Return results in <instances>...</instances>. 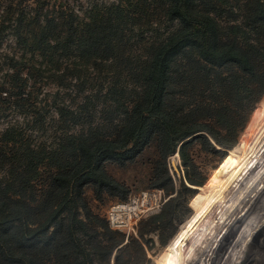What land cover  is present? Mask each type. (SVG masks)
Segmentation results:
<instances>
[{
  "label": "trees",
  "instance_id": "1",
  "mask_svg": "<svg viewBox=\"0 0 264 264\" xmlns=\"http://www.w3.org/2000/svg\"><path fill=\"white\" fill-rule=\"evenodd\" d=\"M156 15L177 21L178 28L164 41L149 44L146 54L132 56L130 34L134 26L152 25ZM46 18L39 33L25 37L19 33L24 20L21 16L18 40L51 63L74 52L82 64L102 72L101 67L110 61L107 66L114 81L109 94L117 103L125 99L122 95L128 96L130 107L115 111L122 119L112 125L110 134L93 138L66 134L47 154L45 148L33 150L22 133H15L10 150L17 155L9 158L11 177L5 184L9 190L0 191V264H110L116 244L123 243L124 238H116L121 236L106 221L103 235L107 241L97 238L98 231L79 220L78 207H87L84 188L93 187L98 195L112 196H116L112 191L119 190V199L127 200L128 189L111 178L104 167L126 166L153 143L163 160L178 149L187 184H202L191 177L196 170L187 153L189 146L200 143L211 154L218 152L211 140L219 147L232 146L244 124L237 123L239 110H253L262 96L253 114L264 99V71L260 69L264 65V0H119L94 10L89 21L78 25L73 14L61 16L59 21ZM238 32L248 39L247 44L239 40ZM238 144L231 150H237ZM248 148L249 144L245 150ZM44 159L58 169L34 204L35 197L27 196L32 188L29 181L37 173L35 162ZM241 165L203 205L180 244L190 248L195 230L211 216L220 203V193ZM167 184L173 186L168 173L162 187ZM184 189L191 191L188 186ZM61 212H67V224L57 220ZM161 218L154 216L148 222L153 224ZM52 224L55 230L50 232ZM132 245L144 255L136 238L118 254Z\"/></svg>",
  "mask_w": 264,
  "mask_h": 264
},
{
  "label": "rangeland",
  "instance_id": "2",
  "mask_svg": "<svg viewBox=\"0 0 264 264\" xmlns=\"http://www.w3.org/2000/svg\"><path fill=\"white\" fill-rule=\"evenodd\" d=\"M117 3L119 0H0V191L9 190L5 188V184L11 177L9 158H14L16 154L14 149L12 152L10 150L15 133H22L33 150L45 148L44 154H47L58 147L60 138L66 134L90 138L94 135L110 134L112 125L122 119V115L117 117L120 114L117 115L115 111L130 107L126 100L128 96L122 95L125 101L121 99L123 102L117 103L115 96L109 94L111 82L114 81L113 72H109L110 68L107 66L110 61L101 67L102 72L91 64H82L83 61H79L74 52L60 56L58 63H51L41 52L30 49L31 45L22 44L18 40L19 33L25 37L33 32L39 33V26L45 25L46 17H54L59 21L61 16L73 14L76 18L75 25H78L89 21L94 10ZM234 12L237 15L236 7ZM21 16H24V20L18 33ZM239 21L240 17H237L236 23ZM151 23L152 25L141 23L134 26V31L130 34L131 48L129 46L132 56L146 54L149 44L164 41L178 28L177 21L166 20V17L159 15H156ZM220 23L223 24L222 21ZM238 36L241 42L247 44L248 39L245 40L243 33L238 32ZM260 69L264 71L263 64ZM62 81L64 83H61ZM124 103L127 105L124 106ZM254 109L239 110L237 123L244 124L236 134L232 146L219 147L211 140L213 147L219 152L215 154L209 153L200 143L189 146L187 153L196 170L191 177L202 181L200 185L187 184L186 168L178 156V149L176 154L163 160L154 143L126 166L105 165V172L128 189V199L121 201L117 196L119 190L112 191L116 196L108 193L98 195L93 187L87 186L83 191L87 207L81 206L80 203L77 212L79 220L98 231L97 238L105 239L104 221L112 231L121 236L116 238H124L123 243L116 244L110 264H206L210 261L217 243L216 238L219 239L229 220L243 207L255 181L260 173L264 172V99L252 114ZM112 116L113 124L110 123ZM236 144L237 150H231ZM247 144L249 148L245 150ZM1 150L4 154H1ZM161 162H164V165ZM35 165L37 173L32 175L29 181L32 188L27 192L29 199L35 197L34 204L41 199L42 192L50 183L51 175L58 169L46 159L35 162ZM239 165L241 167L229 179L225 185L226 189L220 193V203L211 216L204 218L202 225L195 230L190 248L180 244L193 221L202 212L203 205L218 194L222 183ZM177 167L178 171L175 169ZM166 173L170 176L173 186L167 184L163 188L162 182ZM184 186L190 187L191 191H186ZM9 194H13L11 190ZM262 194L264 197V190ZM146 195L159 201L160 208L157 213L134 217L126 227L123 225L117 228L111 225L110 217L114 207L144 199ZM263 197L260 204H255L258 207L260 205L259 211H256V221L253 224L249 221L243 235L241 234L243 238H238L239 234H235L234 230L246 220L245 215L250 213L249 208L245 210L238 224L231 227L237 242L232 245L228 243L225 253L222 251L225 249H219L220 255L216 258L219 264H225L228 259L226 264H264ZM159 215L162 218L158 221L153 224L148 222ZM91 216L98 219L93 221ZM67 218V212H61L57 220L67 224ZM31 225L32 228L36 227L35 224ZM54 230L55 224H52L50 232ZM253 233H256L254 237ZM260 233L263 235L257 238ZM91 234L95 235L92 232ZM231 234L225 238H232ZM79 235L87 238L83 234ZM131 238L140 242L144 255L140 254L135 245L130 246L121 255L118 254L119 249Z\"/></svg>",
  "mask_w": 264,
  "mask_h": 264
},
{
  "label": "bare ground",
  "instance_id": "3",
  "mask_svg": "<svg viewBox=\"0 0 264 264\" xmlns=\"http://www.w3.org/2000/svg\"><path fill=\"white\" fill-rule=\"evenodd\" d=\"M263 170V169H262ZM263 173V174H262ZM262 173H260V175H259V177H258V179H257V181H255V184H254V186L252 187V191H251V193H250V195H249V197H248V199H247V201L243 204V207L238 211V213L235 215V217L233 218V219H230L229 220V222H228V224H227V226H226V228L223 230V232H222V234L220 235V237H219V239L218 238H216L217 239V243H216V246H215V248H214V250H213V252H212V256H211V259L209 258V260L210 261H208L206 264H219L218 263V261H216V258L218 257V255H220V251H219V249H221L222 250V248L223 249H225V250H222L223 251V253H225L226 252V249L228 248L227 246H228V243H230L231 245L236 241V235L235 234H239L238 235V238L240 237V236H242L243 234V232H244V230H245V228H246V226L251 222L252 224H253V222L254 221H256V211H259L258 210V208L260 207V205H259V207H258V205H255V204H260V201L262 202V200H261V197H263V194H262V190H264V186H262V185H264L263 183H264V172H262ZM264 198V197H263ZM254 205H255V207H254ZM263 205H264V203H263ZM247 208H249V211L248 212H250L248 215H245L246 217V220H244V221H242V224H240L239 225V227L238 228H234L235 230V234L234 233H232L231 232V227H234L235 225H236V223L238 224V221L239 220H241L242 219V216H244L243 214H244V212H245V210H247ZM261 208H262V206H261ZM253 209H254V211H253ZM260 209V208H259ZM263 212V211H262ZM262 215V214H261ZM255 216V217H254ZM244 218V219H245ZM250 221V222H249ZM263 223H264V221H263ZM257 224V223H256ZM262 224V223H261ZM234 225V226H233ZM243 225V226H242ZM256 226V225H255ZM253 228V227H252ZM249 229H250V227H249ZM248 229V230H249ZM255 229V228H254ZM248 230H246V231H248ZM252 230V229H251ZM250 230V231H251ZM259 230V229H258ZM233 231V230H232ZM245 231V232H246ZM253 232V231H252ZM232 235V238H225V236H227V235H230V234ZM250 233V232H249ZM242 234V235H241ZM245 235V234H244ZM253 235V237H254V235H256V233H253L252 234ZM261 235H263V233H260V235H258L257 236V238H260L261 237ZM250 237H252V236H249V238ZM197 238V237H196ZM240 238H243V236L242 237H240ZM253 240V239H252ZM215 241V240H214ZM230 241V242H229ZM237 242V241H236ZM244 242V241H243ZM246 242V241H245ZM259 243V242H258ZM257 243V244H258ZM239 244V243H238ZM193 246H194V243H193ZM227 247V248H226ZM240 247V246H239ZM231 250V249H230ZM261 250V249H260ZM221 251V252H222ZM229 251V250H228ZM233 251V250H232ZM261 253V252H260ZM222 254V253H221ZM223 255V254H222ZM226 255V254H225ZM224 255V256H225ZM223 256V257H224ZM249 256V255H248ZM259 256V255H258ZM220 257V256H219ZM229 257V256H228ZM260 257V256H259ZM257 258V257H256ZM223 259V258H222ZM218 260V259H217ZM229 260V259H228ZM227 260V261H228ZM243 260V259H242ZM244 260H245V258H244ZM243 260V261H244ZM248 260V259H247ZM220 261V260H219ZM224 261V260H223ZM226 261V262H227ZM246 261V260H245ZM260 261V260H259ZM225 262V261H224ZM226 262H225V264H226ZM224 264V263H223Z\"/></svg>",
  "mask_w": 264,
  "mask_h": 264
},
{
  "label": "built area",
  "instance_id": "4",
  "mask_svg": "<svg viewBox=\"0 0 264 264\" xmlns=\"http://www.w3.org/2000/svg\"><path fill=\"white\" fill-rule=\"evenodd\" d=\"M159 208V201L155 197L148 198L146 195L144 199L114 207L111 211L110 223L117 228L123 227V225L126 227L132 218H138L143 214H146L143 216L145 217L157 213Z\"/></svg>",
  "mask_w": 264,
  "mask_h": 264
},
{
  "label": "water",
  "instance_id": "5",
  "mask_svg": "<svg viewBox=\"0 0 264 264\" xmlns=\"http://www.w3.org/2000/svg\"><path fill=\"white\" fill-rule=\"evenodd\" d=\"M172 165H173V167H174V164H173V162H172ZM177 171H178V167L177 168H175Z\"/></svg>",
  "mask_w": 264,
  "mask_h": 264
}]
</instances>
